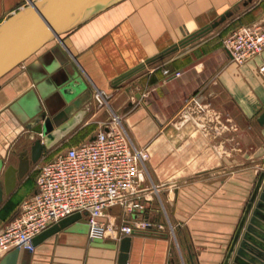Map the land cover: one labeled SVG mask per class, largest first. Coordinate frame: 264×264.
Masks as SVG:
<instances>
[{
    "label": "crops",
    "instance_id": "crops-1",
    "mask_svg": "<svg viewBox=\"0 0 264 264\" xmlns=\"http://www.w3.org/2000/svg\"><path fill=\"white\" fill-rule=\"evenodd\" d=\"M29 1L34 0H0V23ZM241 1L117 0L0 77V179L17 162L32 128L29 105L38 101L51 113L62 106L53 81H77V90H62L68 98L81 97L74 112L86 110L80 124L43 148L38 162L3 196L0 229L35 191L36 166L59 148L90 140L113 115L144 152L132 195L141 196L145 210L127 214L114 206L110 221L143 217L152 223L132 235L125 263L117 260L119 240L90 239L82 217L36 246L21 247L16 264L222 263L264 172V123L258 122L264 112L258 72L264 50L238 64L222 40L240 25L264 22V0L243 6L232 22L197 32ZM95 93L106 102L99 104Z\"/></svg>",
    "mask_w": 264,
    "mask_h": 264
},
{
    "label": "built area",
    "instance_id": "built-area-1",
    "mask_svg": "<svg viewBox=\"0 0 264 264\" xmlns=\"http://www.w3.org/2000/svg\"><path fill=\"white\" fill-rule=\"evenodd\" d=\"M222 44L238 64L255 58L264 50V22L236 27ZM258 72L264 78V63ZM105 98L95 93L99 104ZM143 158V150L131 142L121 118L113 115L93 140L69 146L37 165L35 191L22 199L15 216L0 229V257L15 247L31 245L33 236L75 212H86L82 217L90 239L119 240L132 229L152 227L143 217L115 224L108 212L118 206L127 214L144 213L141 196L132 195Z\"/></svg>",
    "mask_w": 264,
    "mask_h": 264
},
{
    "label": "water",
    "instance_id": "water-1",
    "mask_svg": "<svg viewBox=\"0 0 264 264\" xmlns=\"http://www.w3.org/2000/svg\"><path fill=\"white\" fill-rule=\"evenodd\" d=\"M117 0H34L24 8L17 10L0 23V77L13 67L36 53L46 43L58 39L59 35L71 30L95 13ZM251 0L243 1L246 5ZM238 10V4L221 13L200 29L203 33L215 28ZM195 36V35H194ZM176 48V45L171 49ZM146 62L131 68L116 78V82L125 80L141 70ZM52 89L63 95L62 106L51 113L37 101L30 104L27 117L31 119V130L26 135L23 148L16 152L15 164H8L0 179V203L8 195L18 180L22 179L41 158L43 148L50 149L80 124L86 110L77 109L81 97H66L62 87L77 90V81L66 77L63 81H53ZM52 90V91H54ZM71 98V99H70ZM264 123V112L258 117ZM92 136L90 140H93ZM86 212H75L56 223L44 228L30 239L31 246L44 241L53 234L78 222ZM138 233L132 229L118 241L119 263L128 258L131 237ZM19 247L5 252L0 257V264H16ZM221 264H264V172H260L254 189L249 197L244 212L233 234L229 247Z\"/></svg>",
    "mask_w": 264,
    "mask_h": 264
},
{
    "label": "rangeland",
    "instance_id": "rangeland-1",
    "mask_svg": "<svg viewBox=\"0 0 264 264\" xmlns=\"http://www.w3.org/2000/svg\"><path fill=\"white\" fill-rule=\"evenodd\" d=\"M243 1H245V0H242L239 4H238V10L237 11H235L234 12V14L232 15V16H230L228 19H226V21L227 20H230L229 22H232L231 20H232V18L236 15V14H238L239 12H240V10H242L244 7H246V6H248V3L246 4V5H243ZM252 1V0H251ZM250 1V2H251ZM244 6V7H243ZM240 9V10H239ZM226 21H224L223 23H221L218 27H221L223 24H225V22ZM218 27H216V28H218ZM227 32H229V30L227 29V31H226V33ZM37 102V101H36ZM36 102H33V103H36ZM87 140H85V141H83V142H86ZM82 143V142H81ZM61 150V148H59L57 151H54V154L55 153H57V152H59ZM36 170H32V174H34V172H35ZM83 228L84 229H86V231H87V229H88V227H87V225L86 224H83Z\"/></svg>",
    "mask_w": 264,
    "mask_h": 264
},
{
    "label": "trees",
    "instance_id": "trees-1",
    "mask_svg": "<svg viewBox=\"0 0 264 264\" xmlns=\"http://www.w3.org/2000/svg\"><path fill=\"white\" fill-rule=\"evenodd\" d=\"M197 33H198V32H197ZM197 33H195V34H193V35L187 37L186 39L193 37V36L196 35ZM184 40H185V39H184ZM159 56H160V55H159ZM159 56H157V57H159Z\"/></svg>",
    "mask_w": 264,
    "mask_h": 264
},
{
    "label": "bare ground",
    "instance_id": "bare-ground-1",
    "mask_svg": "<svg viewBox=\"0 0 264 264\" xmlns=\"http://www.w3.org/2000/svg\"><path fill=\"white\" fill-rule=\"evenodd\" d=\"M61 36V35H60Z\"/></svg>",
    "mask_w": 264,
    "mask_h": 264
}]
</instances>
